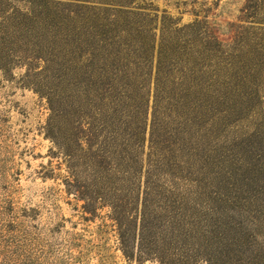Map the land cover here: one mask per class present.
I'll return each instance as SVG.
<instances>
[{
    "label": "rangeland",
    "instance_id": "rangeland-1",
    "mask_svg": "<svg viewBox=\"0 0 264 264\" xmlns=\"http://www.w3.org/2000/svg\"><path fill=\"white\" fill-rule=\"evenodd\" d=\"M259 262L264 0H0V264Z\"/></svg>",
    "mask_w": 264,
    "mask_h": 264
},
{
    "label": "trees",
    "instance_id": "trees-1",
    "mask_svg": "<svg viewBox=\"0 0 264 264\" xmlns=\"http://www.w3.org/2000/svg\"><path fill=\"white\" fill-rule=\"evenodd\" d=\"M99 1H101V2H105V1H107V0H99ZM111 2H115V0H110ZM130 1V0H129ZM132 1V0H131ZM130 3V2H129ZM257 264V263H256ZM259 264H260V262H259Z\"/></svg>",
    "mask_w": 264,
    "mask_h": 264
}]
</instances>
